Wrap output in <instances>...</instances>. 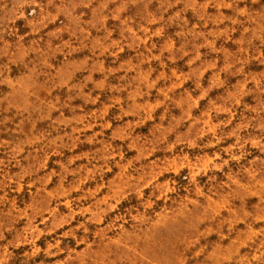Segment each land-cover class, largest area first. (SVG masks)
Listing matches in <instances>:
<instances>
[{
    "label": "rangeland",
    "instance_id": "rangeland-1",
    "mask_svg": "<svg viewBox=\"0 0 264 264\" xmlns=\"http://www.w3.org/2000/svg\"><path fill=\"white\" fill-rule=\"evenodd\" d=\"M0 264H264V0H0Z\"/></svg>",
    "mask_w": 264,
    "mask_h": 264
}]
</instances>
